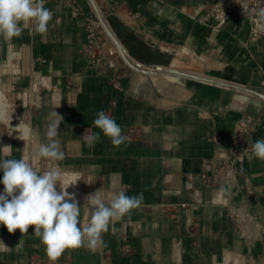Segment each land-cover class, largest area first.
<instances>
[{
    "label": "crops",
    "instance_id": "obj_1",
    "mask_svg": "<svg viewBox=\"0 0 264 264\" xmlns=\"http://www.w3.org/2000/svg\"><path fill=\"white\" fill-rule=\"evenodd\" d=\"M101 1L119 40L128 39L134 55L123 43L124 56L133 64L167 65L173 57L197 71L181 69L184 76L263 93L264 37L250 41L249 24L239 14L219 26L201 21L198 13L215 0ZM44 6L53 13L45 34L29 26L11 41L0 37V147L11 146V157L19 158L25 147L19 123L43 142L56 111L63 118L57 139L65 154L56 163L79 174L67 191L80 207L100 188L106 195L123 188L144 197L138 209L109 225L101 247L66 249L55 264H264V161L250 152L233 178L201 179L221 162L243 116L254 118L253 143L264 139L263 99L192 78L180 84L167 74L152 78L134 70L108 24H101L106 35L99 34L97 19L93 25L102 44L91 61L87 24L97 17L89 0H46ZM242 95L250 102L238 98ZM100 110L128 138L119 148L102 134L93 148L84 143L86 129L99 131L93 121ZM32 145L29 141V156ZM238 210L252 217L261 232L257 238L240 234ZM0 241L10 249L0 252V264H51L32 226L10 234L0 225Z\"/></svg>",
    "mask_w": 264,
    "mask_h": 264
},
{
    "label": "clouds",
    "instance_id": "obj_2",
    "mask_svg": "<svg viewBox=\"0 0 264 264\" xmlns=\"http://www.w3.org/2000/svg\"><path fill=\"white\" fill-rule=\"evenodd\" d=\"M45 3L46 0H0V37L11 41L29 26L34 27L36 33L45 34L53 16ZM260 16L264 18V10ZM62 119L56 111L51 113L43 142L34 139L27 125L19 123L16 130L25 142L24 154L19 158L11 157V146L0 147V171L3 173L0 225L10 234L17 230L27 233L30 226L34 227V235L39 237L51 264H55L66 249L86 246L97 250L104 244L102 235L109 225L130 215L144 200L142 193L128 195L121 188L106 195L100 188L87 196L84 206L80 207L67 191L81 179L79 174L64 172L56 163L65 158L57 139ZM93 125L98 132L86 129L82 135L90 149L101 140V134L116 148L128 139L116 120L103 110L97 112ZM29 141H33L30 156L27 153ZM251 149L257 159L264 161V139H257ZM42 161L50 166L42 168ZM223 191L225 189L221 188ZM9 250L0 241V252Z\"/></svg>",
    "mask_w": 264,
    "mask_h": 264
},
{
    "label": "built area",
    "instance_id": "obj_3",
    "mask_svg": "<svg viewBox=\"0 0 264 264\" xmlns=\"http://www.w3.org/2000/svg\"><path fill=\"white\" fill-rule=\"evenodd\" d=\"M264 10V0H215L206 5L199 13L198 18L214 26L224 24L233 14H239L249 24L248 38L256 41L264 37V18L260 16ZM94 17L87 24V46L86 54L89 60L94 61L96 48L102 43V37L96 32ZM264 93V91H262ZM255 128L254 118L250 115L243 116L235 122L230 138V146L221 162L214 167L208 168L201 174L203 182H209L210 176L219 174L224 178H233L237 164L245 159L248 153L252 152L253 133ZM185 207L186 204H180ZM236 227L244 237L255 239L261 232L249 214L238 210L234 215Z\"/></svg>",
    "mask_w": 264,
    "mask_h": 264
},
{
    "label": "water",
    "instance_id": "obj_4",
    "mask_svg": "<svg viewBox=\"0 0 264 264\" xmlns=\"http://www.w3.org/2000/svg\"><path fill=\"white\" fill-rule=\"evenodd\" d=\"M89 2L91 3L93 10L96 14L97 20H98L97 27H98L99 34L100 35L104 34L101 24H104L106 26L108 24V28H110V32H111L110 34L113 37L112 40L114 41L119 53L121 54V56L123 57L125 62L134 70L146 73L148 75L167 74L168 78L175 80L180 84L184 83V78H192V79H195V80H198L200 82L207 83V84H210L213 86L228 88L231 90L242 92V93H245L247 95H251V96L257 97L259 99H263V101H264V93H261L257 90L249 88L247 86H239L237 84H231V83L224 82V81L220 82V81H216L213 79L202 78V77L194 76V75L184 76L181 73V69L186 70V71H194V72H197V71L194 70L195 68H192L190 64L184 63L183 61H180V60L173 58V57L169 59V62L167 63V65L149 64V65L142 67V66H137V65L133 64L128 58H126L124 56V52L126 54L128 53L127 49L123 45V43L119 40L116 32L111 28V26L109 25V23L106 19L110 15V10L107 7V5L104 4L101 0H89ZM237 96H239V94ZM238 98H242L246 103L250 102L246 96L242 95V97H238Z\"/></svg>",
    "mask_w": 264,
    "mask_h": 264
},
{
    "label": "trees",
    "instance_id": "obj_5",
    "mask_svg": "<svg viewBox=\"0 0 264 264\" xmlns=\"http://www.w3.org/2000/svg\"><path fill=\"white\" fill-rule=\"evenodd\" d=\"M113 29L115 30V32H116V29L113 27ZM116 33H118V32H116ZM123 43H125V45L127 44V38L126 37H124L123 39ZM126 47L128 48V50L130 51V53H132L133 55H134V52L131 50V48H130V46L127 44L126 45Z\"/></svg>",
    "mask_w": 264,
    "mask_h": 264
},
{
    "label": "rangeland",
    "instance_id": "obj_6",
    "mask_svg": "<svg viewBox=\"0 0 264 264\" xmlns=\"http://www.w3.org/2000/svg\"><path fill=\"white\" fill-rule=\"evenodd\" d=\"M96 19H97V18H96ZM106 19H107V21H108V23H109L108 17H107ZM97 24H98V21H97ZM109 25H110V23H109ZM98 26H99V25H98ZM99 28H100V27H99ZM103 33H104V32H103ZM104 35H106V34L104 33L103 36H104ZM150 76H152V78H154V77H153L154 75H150Z\"/></svg>",
    "mask_w": 264,
    "mask_h": 264
}]
</instances>
